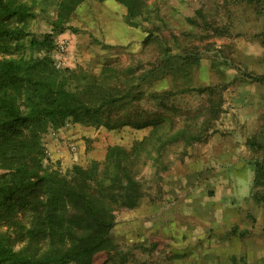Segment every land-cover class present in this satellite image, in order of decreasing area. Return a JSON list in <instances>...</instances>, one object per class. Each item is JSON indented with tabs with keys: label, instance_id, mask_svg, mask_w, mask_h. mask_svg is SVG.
Wrapping results in <instances>:
<instances>
[{
	"label": "rangeland",
	"instance_id": "rangeland-1",
	"mask_svg": "<svg viewBox=\"0 0 264 264\" xmlns=\"http://www.w3.org/2000/svg\"><path fill=\"white\" fill-rule=\"evenodd\" d=\"M59 1L37 0L28 30L49 32ZM142 3L157 8L148 38L146 15L129 27L113 0L81 4L54 36L57 70L94 82L98 94L130 97L107 108L99 125L68 121L42 135L43 164L61 173L102 165L108 148L129 151L161 120V147L139 153L143 199L117 213L110 231L123 264H264V187L254 188L252 166L264 164V0ZM0 231L14 240L13 228Z\"/></svg>",
	"mask_w": 264,
	"mask_h": 264
},
{
	"label": "trees",
	"instance_id": "trees-1",
	"mask_svg": "<svg viewBox=\"0 0 264 264\" xmlns=\"http://www.w3.org/2000/svg\"><path fill=\"white\" fill-rule=\"evenodd\" d=\"M86 1L60 0L51 30L36 35L27 23L38 15L37 0H0V55L5 56L0 57V227L13 228L15 235L11 241L0 231V264H123L110 231L117 213L138 207L143 199L136 179L139 153L145 144L161 147V120L129 151L108 148L102 165L92 162L61 173L43 164L42 135L68 121L99 125L107 108L130 97L129 90L98 94L94 82L82 83L73 71L57 70L49 57L54 36L68 29L69 18ZM113 1L123 7L129 27L140 28L147 21L152 28H141L146 38L156 31L150 17L157 11L154 5ZM141 14L145 20L136 21ZM26 51L44 56L13 58ZM252 166L254 188H263L264 164Z\"/></svg>",
	"mask_w": 264,
	"mask_h": 264
},
{
	"label": "crops",
	"instance_id": "crops-1",
	"mask_svg": "<svg viewBox=\"0 0 264 264\" xmlns=\"http://www.w3.org/2000/svg\"><path fill=\"white\" fill-rule=\"evenodd\" d=\"M52 156L54 157L55 160L59 159V156L54 152H52ZM62 162L63 165H67V163L70 162V160L67 159V155L65 152H63Z\"/></svg>",
	"mask_w": 264,
	"mask_h": 264
},
{
	"label": "built area",
	"instance_id": "built-area-1",
	"mask_svg": "<svg viewBox=\"0 0 264 264\" xmlns=\"http://www.w3.org/2000/svg\"><path fill=\"white\" fill-rule=\"evenodd\" d=\"M55 54L59 55L61 52H63V46L59 45L55 48ZM58 59V58H57ZM57 62L59 63V59L57 60Z\"/></svg>",
	"mask_w": 264,
	"mask_h": 264
}]
</instances>
